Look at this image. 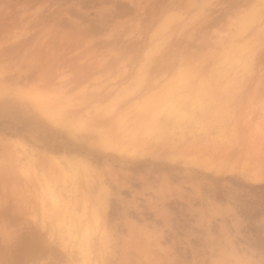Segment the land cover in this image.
Segmentation results:
<instances>
[{
    "label": "rangeland",
    "instance_id": "1",
    "mask_svg": "<svg viewBox=\"0 0 264 264\" xmlns=\"http://www.w3.org/2000/svg\"><path fill=\"white\" fill-rule=\"evenodd\" d=\"M197 1L160 35L173 10L156 14L146 27L139 7L145 0H0V196L9 197L0 204V228L7 224L14 233L0 238V261L79 264V256L64 249L57 223L82 212L97 239L112 232L122 242L111 257L96 250L100 259L194 264L216 259L229 235L233 248L260 259L261 36H253L255 72L249 75L246 52L225 44L235 26L224 20L201 28V17L192 18L203 3L209 12L210 0ZM224 1L212 4L213 14L227 7ZM253 28L261 30V23ZM199 29L224 41L203 49L214 56L200 75L189 74L193 64L153 67L160 62L156 46L168 41L173 50L193 49ZM118 51L132 52L131 62L124 54L114 62ZM143 65L166 95L149 111L143 103L139 109L143 96L134 94L142 88L137 71ZM57 92L70 103L63 104L59 123L38 109L42 100L57 105L50 101L59 99ZM253 157L254 166L247 163Z\"/></svg>",
    "mask_w": 264,
    "mask_h": 264
},
{
    "label": "bare ground",
    "instance_id": "2",
    "mask_svg": "<svg viewBox=\"0 0 264 264\" xmlns=\"http://www.w3.org/2000/svg\"><path fill=\"white\" fill-rule=\"evenodd\" d=\"M131 2H133V0H130ZM165 1V0H163ZM169 1V0H167ZM202 1V0H201ZM221 0H210L207 4L210 5V10L209 12H206V9L204 10V7L205 6V3H203L202 5V2H201V7L199 9V11L201 12L199 15H197L196 17H193L192 18V21H196L199 17H201V28L204 27V26H210V25H214L216 23H219V24H223V21L225 20V22L228 24H226L227 26H231V25H234L235 26V32H233L232 34H230L228 37H227V40L225 42V44L227 43V46L228 47H231V50L233 49L234 52L237 53H242V51H245L246 52V59H248V56L250 53H252L254 55V58L256 59V53H255V50H256V46H255V41L253 40V36L255 37H260L261 34H262V29L261 30H257L255 31L254 30V26L257 25V23H261V0H229L226 4V8L223 9V11L221 13L223 14H219V15H215L213 14V10L214 8H216L218 6L219 2ZM215 2V3H213ZM226 1L223 0V5ZM152 4V6L150 7L151 11L150 13H145V10L146 8H148V5L149 4ZM211 3V4H210ZM159 4V0H145V2L143 4H139V7H140V11L142 10V13L143 14V17H144V22H145V26H149L152 24L154 18H155V15L157 14V18L161 17L162 15H164L165 13L167 12H170L171 10H173L172 12V15L170 17H174L176 19H180L183 17V15L185 13H188L190 11H192V8L195 7L196 5H199V2L197 0H175V1H169V3H165V2H162L161 4H159L158 6V9L156 8ZM212 4L215 5V7L213 8L212 7ZM246 6V8H245ZM208 7V6H207ZM243 7V8H242ZM137 9V8H136ZM139 9V8H138ZM182 9V10H181ZM209 9V8H208ZM243 12H250L251 13V16H252V23H251V26L248 25V21L243 18V16L241 15V13ZM191 13V12H190ZM228 13H231L233 15H235L236 17H232L228 15ZM193 16V15H192ZM234 19H237V23H235L233 20ZM200 20V19H199ZM195 23V22H194ZM225 25V26H226ZM222 26V25H221ZM224 28V27H223ZM226 28V27H225ZM202 31L199 29L198 30V33L202 35V38H200L201 40L198 41L197 43H195V47L193 49L190 48V46L187 44V45H184L183 46V49H177V50H173L171 47H169V43L167 41V47H162V49H159V47L156 46V49H158V52L161 51V55H160V59L157 63L154 62L153 64V67H157L159 68V70L167 65L170 64V62L172 61L173 62V58L175 56L176 53H180L183 57V60H182V63H181V67H187L189 65H194V68L192 69V71H189V74L197 77L198 75H200L203 67L206 65V62L209 60L208 57L210 58L211 56H214L212 51H208L203 53V49L205 48H208L210 47L211 45L214 47L216 46H219L220 44H223L224 41L222 40H219L217 42H215L213 40L212 37L208 36L207 35V32L206 31ZM143 33V32H142ZM200 35V36H201ZM157 36V35H156ZM193 34H189L187 35L188 39L189 40H192V37ZM114 37V36H113ZM117 37V36H116ZM138 37L140 38L141 37V34L138 35ZM154 37V36H153ZM115 39V38H114ZM118 39V38H117ZM244 40L241 44L239 43H236L237 40ZM178 40H179V37H178ZM113 41V40H112ZM119 41V40H118ZM117 41V42H118ZM108 43V42H107ZM149 43V42H147ZM112 44V43H111ZM136 43H134L135 45ZM239 44V45H238ZM139 45V44H138ZM139 47V46H138ZM111 48V47H110ZM137 48V46H136ZM204 49V50H205ZM222 49V48H221ZM225 49V48H224ZM207 50V49H206ZM210 50V49H209ZM111 51V50H110ZM176 51V52H175ZM227 51H229L227 49ZM112 52V51H111ZM155 52V51H154ZM231 52V51H230ZM216 53V51H215ZM115 60L117 59H123L122 56L126 55L124 53H115ZM124 54V55H123ZM132 52H128V54L125 56V58L123 59V61H125L127 64L131 62V59H132V56H131ZM216 55V54H215ZM236 56V55H235ZM234 57V56H233ZM216 57H212V60H214ZM228 58V57H227ZM134 59V58H133ZM208 59L206 62L205 60ZM143 60V59H142ZM217 60V59H216ZM170 61V62H169ZM117 62V61H116ZM121 62V61H120ZM125 62H122V64L125 65ZM169 62V63H168ZM233 63V62H232ZM121 64V63H120ZM110 65V64H109ZM119 65V64H118ZM179 66V67H180ZM224 66V65H223ZM124 67H127L126 65ZM172 67V66H171ZM180 67V68H181ZM179 68V69H180ZM190 70V69H189ZM124 71L126 72L127 74V69H124ZM153 73L156 70V68H153L152 69ZM124 72V73H125ZM237 72V71H236ZM130 73V70L129 72ZM138 74H140L138 76V80L142 81L143 84H142V88L141 90L139 91H136V93L134 92V94H140L138 96H143V102H140L139 105H141L142 103V109H144L145 111H149L150 109L156 107L157 105H159L163 100L164 98L166 97V95L164 96V93H159L155 88H156V84H155V81L153 80L154 79V76H150L148 74V69L146 68L145 65L141 66L140 69L137 71ZM123 75V74H122ZM137 78V77H136ZM137 81V80H136ZM141 82V83H142ZM146 82V83H145ZM140 83V82H139ZM145 83V84H144ZM202 85V84H201ZM139 88V86L137 87ZM167 90V89H166ZM171 90V89H170ZM58 91V90H57ZM109 91V90H108ZM165 91V90H164ZM59 92V91H58ZM57 92V93H58ZM110 92H112L110 90ZM119 92V91H118ZM140 92V93H139ZM167 93V97L169 96L168 94V91H165ZM62 93H65V92H62L60 90V94ZM59 94V93H58ZM59 94V96H60ZM147 94H149L148 96H146ZM173 94V93H172ZM171 94L172 97H174L173 95ZM146 97H145V96ZM58 96V97H59ZM65 96V98H64ZM134 96V95H133ZM90 98V97H89ZM51 99V98H50ZM69 99L68 97H66V94H63V96L61 95L59 97V99H52L50 101H53L55 102L57 105H54V103H51L49 102V100H45L42 102H39L38 103V109L41 111V114L43 113V115L55 122V123H59V121L61 119H63V116L62 114L64 113V108L65 106H63V104L66 102H68ZM174 98H172L173 100ZM178 98H176L177 100ZM67 100V101H65ZM71 100V99H70ZM73 100V99H72ZM168 100V99H166ZM175 100V101H176ZM164 102V101H163ZM65 103V104H66ZM69 103V102H68ZM137 103V102H135ZM139 103V101H138ZM167 103L169 104V101H167ZM172 103V102H171ZM70 104V103H69ZM165 104V103H164ZM173 104V103H172ZM163 105V104H162ZM171 105V104H170ZM170 105H168V109H171L169 108ZM176 105V104H175ZM166 106V105H165ZM172 107V106H171ZM176 107V106H175ZM67 108V107H66ZM109 108V107H108ZM134 108V107H133ZM132 108V109H133ZM102 109V108H101ZM139 109H140V106H139ZM137 109V110H139ZM173 109V108H172ZM105 112V111H104ZM139 113V112H138ZM141 114V113H140ZM139 114V115H140ZM66 115V114H65ZM144 115V114H143ZM142 115V116H143ZM66 118V117H64ZM119 119V117H118ZM94 120V119H93ZM92 120V121H93ZM141 120H143L141 118ZM128 122V121H126ZM124 123V122H123ZM122 123V124H123ZM139 122H137L138 124ZM121 125V124H120ZM120 127V126H119ZM126 127V126H125ZM122 128V127H121ZM124 128V127H123ZM127 128V127H126ZM130 128V127H128ZM119 130V129H117ZM122 130V129H121ZM120 130V131H121ZM126 130V129H125ZM123 130V131H125ZM129 131V130H127ZM122 134V132H121ZM119 135V133H118ZM126 135V134H124ZM119 137V136H118ZM123 137V136H122ZM121 137V138H122ZM122 140V139H121ZM124 140V139H123ZM127 143V140L125 142V144ZM130 143V142H129ZM258 177V175H257ZM256 177V178H257ZM259 178V177H258ZM51 197L53 199V201L57 202L56 200V196H55V193H51ZM86 209V208H85ZM84 209V210H85ZM75 213V212H74ZM73 213V214H74ZM87 213L85 212H82L80 215L76 216V214H74V218L70 219L68 223H66L64 221V219H61V218H64V217H61L59 221V223H57L58 227L57 228H62V232L60 233L59 235V238L60 240L64 241L66 240V242L68 244H64L65 247L64 249L67 250V252L70 254V256H73L74 254H76V257L77 255L79 256V264H89V262L91 261H94V260H98L100 259V255L98 256L97 255V252L96 250H94V248H89L88 245L85 243V237L88 236V237H91V238H96V235H94L95 233V228L92 229V227L94 226L93 224V221L92 224H90V220L88 218H86L85 216L88 217V215H86ZM93 215V214H92ZM90 214V216L92 217L93 219V216ZM90 217V219H91ZM96 217V214L95 216ZM98 218V217H97ZM91 219V220H92ZM59 220V219H58ZM68 221V220H67ZM96 221V219H94V222ZM58 222V221H56ZM93 225V226H92ZM101 225V224H99ZM96 227V226H95ZM99 227V226H98ZM95 229V230H94ZM60 230V229H58ZM94 230V231H93ZM100 231V230H99ZM98 231V232H99ZM59 232V231H58ZM64 233H66L64 235ZM94 233V234H93ZM95 237H94V236ZM100 235V234H99ZM66 236V238H65ZM102 236V235H101ZM68 240V241H67ZM99 240V239H97ZM65 242V241H64ZM96 252V253H95Z\"/></svg>",
    "mask_w": 264,
    "mask_h": 264
},
{
    "label": "snow or ice",
    "instance_id": "3",
    "mask_svg": "<svg viewBox=\"0 0 264 264\" xmlns=\"http://www.w3.org/2000/svg\"><path fill=\"white\" fill-rule=\"evenodd\" d=\"M243 18L248 21V25L251 26L252 16L250 12L241 13ZM174 23V18H165L158 28V33L164 35L167 33L171 25ZM261 79L264 83V0H261ZM183 57L180 53H176L173 58V63L175 66L179 67L182 63ZM245 71L251 75L255 72V58L252 53L249 54ZM249 165L254 166V157L247 161ZM261 172L264 174V114H262L261 119V157H260ZM9 199L7 194L0 196V204L5 203ZM14 233L12 232L9 225L5 224L3 228H0V238L12 239ZM85 243L89 248H94L97 250L98 254L103 257H111L114 253L120 251L122 242L116 237L112 232H106L103 237L99 240L93 239L91 237H85ZM225 243L227 247L222 248L220 254L216 259L195 261L194 264H264V251H262L260 259L257 260L249 252L238 251L231 246V236L225 237ZM0 264H11L9 261H0ZM33 264H44L43 261H35ZM89 264H155L152 261H127V260H116L111 258H103L89 262ZM168 264H173V262H168Z\"/></svg>",
    "mask_w": 264,
    "mask_h": 264
},
{
    "label": "trees",
    "instance_id": "4",
    "mask_svg": "<svg viewBox=\"0 0 264 264\" xmlns=\"http://www.w3.org/2000/svg\"><path fill=\"white\" fill-rule=\"evenodd\" d=\"M260 188H264V186H261Z\"/></svg>",
    "mask_w": 264,
    "mask_h": 264
}]
</instances>
